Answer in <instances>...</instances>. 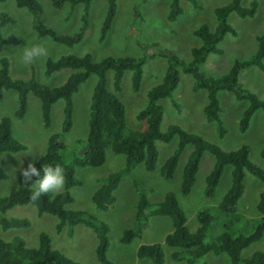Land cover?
Instances as JSON below:
<instances>
[{
    "label": "rangeland",
    "instance_id": "obj_1",
    "mask_svg": "<svg viewBox=\"0 0 264 264\" xmlns=\"http://www.w3.org/2000/svg\"><path fill=\"white\" fill-rule=\"evenodd\" d=\"M40 5V21L55 30L58 34L72 35L80 24L82 4L70 6L64 2L59 8H53L49 0H36ZM229 0H198V6L186 0H180L181 11L173 21L166 19L169 0H116L115 15L110 28L102 39L99 29L106 10V0H91L87 27L82 38L71 45L59 43L48 36L39 37L33 29V16L25 8H18L15 0H1L0 12H5L11 19L0 28L2 37L13 36L16 43H6L0 49V58L8 62V74L11 78L27 80L33 78L37 82L52 87L62 83L70 72L64 68L49 76L44 75L47 59H55L60 55L80 56L90 54L93 60L103 56H140L154 53L142 66V77L137 91L130 87V71L125 70L120 80V89L114 94L124 106L125 126L128 129H140L142 123L135 119V114L146 100V92L159 84L167 66V57L159 55L166 52L175 55L184 62L191 59L190 49L200 43L193 31L201 24L213 28L215 24L213 9ZM255 1L256 9L252 16L238 17L234 12L227 16L228 23L235 33H227L217 44L219 53H209L205 61L198 65V70L206 76L218 78L225 74L235 60L247 59L256 48L255 37L264 32V0H240L244 7ZM264 63V58H263ZM96 75H90L82 82L72 95V124L68 132L61 138L62 148L59 154L65 162L74 168V176L79 184L69 188L71 203L65 208L83 210L108 226V247L106 256L114 264H153L149 258H138L136 248L139 244L162 243L163 237L171 230V221L167 216L147 215L146 224L139 237L128 243H121L119 237L125 228L134 226L137 189L133 180L145 191L149 203L160 202L167 192L175 195L185 216V226L193 232L198 223L196 214L207 210L212 220L205 232L203 241L209 242L218 234L226 231L230 234H249L256 225L259 214L255 204L261 189V182L252 174L244 171L243 193L237 201L236 214H224L218 209V203L230 183V166L226 165L218 183L210 196L203 192L205 177L211 168L213 156L204 152L200 158L194 183L187 195L180 193L181 171L191 150V145L184 146L176 167L170 178L160 175L159 169L164 160L172 153L177 139L169 142L155 141L157 157L153 170H146L142 164H136L131 174H123L113 191L114 202L107 209L95 208L90 196L101 184V180L110 172L120 169L124 164V155L106 150L105 161L97 167L78 166L73 163L84 149L87 132L88 106L90 94L96 82ZM238 81L242 87L264 100V72L251 65L240 69ZM106 88L113 91L112 71H106ZM219 118L225 130L222 137L217 136L215 123L208 121L203 113L206 103L204 88L192 90V78L179 71V80L168 97L158 102L162 108L160 130L169 124H177L188 132L197 133L206 140L215 143L221 149L234 150L241 145L248 148L247 157L253 164L264 170V156L260 150L264 145V111L257 109L250 117L247 129L239 132L237 122L247 100L234 98L232 92H217ZM27 105L21 118L14 116L17 108L16 92L3 90L0 99V118L10 119L11 134L25 149L17 152L0 154V166L6 178L0 181V196L8 194L16 186L19 173L36 160L45 150L48 137L60 131L62 121L63 100L58 99L50 107V123L42 126L39 99L31 92L27 93ZM133 177V178H132ZM47 186L52 194L62 191V180L59 172H51L46 179L39 180L34 186ZM19 218L27 221L26 226L2 229L0 238L9 241L13 237L23 240L26 247L37 245L38 234L43 232L50 239L51 248L58 250L79 264H100L94 253L96 237L94 232L77 224L72 229L66 226L56 232L54 226L57 218L51 214H38L31 204L15 205L3 213L0 218ZM71 231V233H69ZM163 264H185L184 261L173 260L171 252L174 248L161 244ZM264 250V233L261 238L250 243L241 250L240 258L249 257L252 251ZM194 264H230L227 254L213 255L208 253Z\"/></svg>",
    "mask_w": 264,
    "mask_h": 264
},
{
    "label": "trees",
    "instance_id": "obj_2",
    "mask_svg": "<svg viewBox=\"0 0 264 264\" xmlns=\"http://www.w3.org/2000/svg\"><path fill=\"white\" fill-rule=\"evenodd\" d=\"M1 1V0H0ZM91 0H49L53 8H59L64 2L70 6L82 4L80 24L72 35L58 34L52 28L44 25L40 19V5L36 0H15L18 8H25L33 16V29L39 37L48 36L52 40L71 45L78 42L87 27L88 13ZM192 7L198 6V0H186ZM256 9L255 1L244 7L240 0H229L227 3L216 6L213 9L215 24L209 28L207 24L199 25L193 35L200 43L191 47V59L184 62L173 54L160 52L159 55L167 57V66L162 80L147 90L145 104L137 110L135 119L142 123L140 129H128L125 126L124 106L114 94L120 89V80L125 70L130 71V87L137 91L142 77V66L147 58L154 56L143 52L140 56H103L99 60H93L90 54L80 56L65 54L55 59H47L44 66V75L49 76L61 69L68 68L70 72L64 81L57 86L43 85L33 78L27 80L11 78L8 74V62L0 58V99L3 90L12 89L16 92L17 108L14 116L21 118L26 110L27 93H33L40 102V115L42 126L50 123V107L58 99L63 100L62 121L60 131L52 133L46 143L44 152L32 163L26 166L17 176L16 186L8 194L0 196V213L22 204H31L38 214L47 213L55 216L57 222L54 226L56 232L66 224L70 229L77 224L90 228L96 237L94 249L95 257L100 264H114L106 256L108 247L107 224L83 210L65 208L71 203L72 197L69 188L78 185L79 181L74 176V168L65 162L59 154L63 144L62 135L69 131L72 124V95L79 85L90 75H96L97 79L90 94L88 106L87 132L84 139V149L80 156L73 159L78 166L97 167L105 161L106 150L115 154L124 155V164L120 169L107 174L101 184L92 192L90 201L95 208L107 209L114 202L113 191L116 189L123 174H131L136 164H142L144 169L153 170L157 149L155 141L169 142L176 137L174 150L167 156L159 169L164 178H170L176 167L180 153L185 145L190 144L191 150L182 167L180 193L187 195L194 183L200 158L204 152L213 156V162L205 177L203 192L206 196L212 195L224 166H230V183L222 195L218 209L224 214H236L237 201L243 190L244 171L252 174L261 182V189L255 204L256 212L260 215L256 225L249 234H230L226 231L215 236L209 242L203 238L212 216L207 210H200L196 214L197 227L190 232L185 226L184 213L171 192H167L160 202L149 203L145 191L133 180V186L137 189V202L134 213V226L122 230L119 237L121 243H128L134 237H139L142 227L145 226L147 215L167 216L171 221V230L163 237L162 243L154 242L139 244L136 248L138 258H149L153 264H163L161 244L174 248L171 252L173 260L184 261L185 264H194L208 253L218 255L225 253L230 264H264V250L256 249L249 257L240 258V252L250 243L261 238L264 233V170L250 162L247 157L248 148L241 145L234 150H223L218 145L210 142L197 133L188 132L177 124H169L166 129L160 130L162 120V108L159 100L168 97L179 80V71L189 74L192 78V90L204 88L206 91V103L203 113L206 120L215 123L218 137H222L225 130L219 118V105L217 92L226 90L232 92L235 99L247 100V106L242 110L237 128L244 132L249 124L253 112L257 109L264 111V100L242 87L238 81L240 69L254 65L264 72V32L255 37L256 48L247 59L235 60L228 71L218 78L206 76L198 70V65L203 63L209 53H219L217 44L227 33L235 31L227 21L229 13L234 12L238 17L252 16ZM116 0H106V10L99 29V39H102L115 15ZM180 0H169L166 19L173 21L180 13ZM12 19L0 12V28ZM13 36L2 37L0 34V49L6 43H16ZM112 71V88H106V71ZM264 134V131H263ZM25 149L11 134L10 119L6 116L0 118V154L3 152H17ZM264 156V145L260 150ZM59 172L62 180V191L52 194L47 186L34 183L46 179L53 172ZM6 178V174L0 166V181ZM133 178V177H132ZM25 219L0 218L2 229L10 227L26 226ZM71 233V231H69ZM0 264H79L68 258L56 249L51 248L47 234L41 232L37 237L35 247H26L19 237H13L9 241L0 238Z\"/></svg>",
    "mask_w": 264,
    "mask_h": 264
}]
</instances>
